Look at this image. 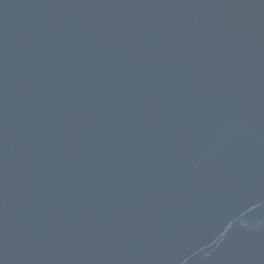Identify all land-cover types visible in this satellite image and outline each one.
<instances>
[{
	"label": "water",
	"instance_id": "1",
	"mask_svg": "<svg viewBox=\"0 0 264 264\" xmlns=\"http://www.w3.org/2000/svg\"><path fill=\"white\" fill-rule=\"evenodd\" d=\"M0 264H264V0H0Z\"/></svg>",
	"mask_w": 264,
	"mask_h": 264
}]
</instances>
